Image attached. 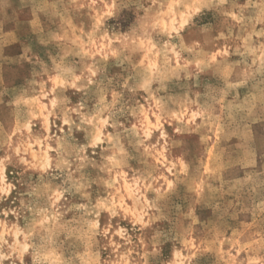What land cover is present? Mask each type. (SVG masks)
Listing matches in <instances>:
<instances>
[{"label": "rangeland", "instance_id": "1", "mask_svg": "<svg viewBox=\"0 0 264 264\" xmlns=\"http://www.w3.org/2000/svg\"><path fill=\"white\" fill-rule=\"evenodd\" d=\"M0 264H264V0H0Z\"/></svg>", "mask_w": 264, "mask_h": 264}]
</instances>
